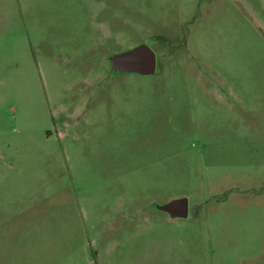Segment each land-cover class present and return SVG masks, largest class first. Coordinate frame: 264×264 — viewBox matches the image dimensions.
Here are the masks:
<instances>
[{
	"label": "rangeland",
	"instance_id": "obj_1",
	"mask_svg": "<svg viewBox=\"0 0 264 264\" xmlns=\"http://www.w3.org/2000/svg\"><path fill=\"white\" fill-rule=\"evenodd\" d=\"M0 264H264V0H0Z\"/></svg>",
	"mask_w": 264,
	"mask_h": 264
},
{
	"label": "water",
	"instance_id": "obj_2",
	"mask_svg": "<svg viewBox=\"0 0 264 264\" xmlns=\"http://www.w3.org/2000/svg\"><path fill=\"white\" fill-rule=\"evenodd\" d=\"M109 59L113 71L149 75L153 74L156 68V54L146 43L115 53ZM155 207L172 218H186L188 215V200L185 197L172 199L165 204H156Z\"/></svg>",
	"mask_w": 264,
	"mask_h": 264
},
{
	"label": "flooded vegetation",
	"instance_id": "obj_3",
	"mask_svg": "<svg viewBox=\"0 0 264 264\" xmlns=\"http://www.w3.org/2000/svg\"><path fill=\"white\" fill-rule=\"evenodd\" d=\"M102 25V24H105L108 28L107 29H104V31H107L108 33H109V35L113 32V29H111V27H109L108 26V23H97V24H95V28H96V43H98L97 42V39L99 38V36H101V38L102 39H105L104 41H100L98 44H100L101 45V52L102 53H104L105 51H106V48H109L110 47V45H111V39H110V37H111V35H110V37L109 36H107V37H105L104 38V36H102V35H104V34H102V32L99 30V28H97V26L96 25ZM102 34V35H101ZM108 38V39H107ZM104 48V49H103ZM113 54H115V53H113ZM112 54V55H113ZM111 56V55H110ZM110 56L108 57V60H109V62H110V71H111V73H126V72H119V71H113L112 69H111V61H110ZM156 64H157V60H156ZM97 70V69H96ZM155 70H156V68H155ZM98 72L97 73H95V78H94V83L95 82H98V81H100V79L102 78V72H101V69L99 68V70H97ZM155 73V72H154ZM150 75V74H149ZM87 84H89V83H87ZM77 112V110H74V111H71V113H73V112ZM78 113L79 114H83L84 113V110H82V111H78Z\"/></svg>",
	"mask_w": 264,
	"mask_h": 264
}]
</instances>
